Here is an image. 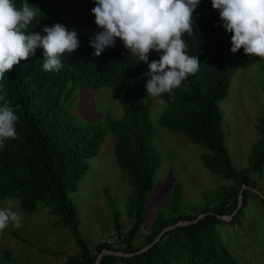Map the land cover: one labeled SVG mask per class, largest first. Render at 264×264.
I'll list each match as a JSON object with an SVG mask.
<instances>
[{
	"label": "trees",
	"instance_id": "1",
	"mask_svg": "<svg viewBox=\"0 0 264 264\" xmlns=\"http://www.w3.org/2000/svg\"><path fill=\"white\" fill-rule=\"evenodd\" d=\"M15 3L19 7L22 0ZM28 3L41 8L28 32H39L42 36L46 35L44 26H53L61 15L75 13L95 20L91 12L94 0H28ZM193 30L194 35L185 33L182 39L187 43L188 54L199 56L200 68L174 91V99L167 94L159 97L166 107L157 121L202 147L203 165L211 173L233 182L204 192L201 204L184 202L182 185L175 182L169 201L157 212L140 245L134 243V238L143 222L146 193L152 189L162 163L153 144L150 107L145 99L148 77L143 75L147 72L143 63L125 49L119 38L114 47L94 56L91 37L78 36L79 47L61 56L63 67L59 71H43V48L38 47L34 55L14 66L0 81L7 91L6 99L19 116L15 124L18 138L6 140V146L0 148V199H17L19 209L25 213L44 203L49 214L58 215L54 225L68 226L79 248L78 252L67 254L62 264H92L104 248L137 251L163 227L179 219H195L201 213L205 215L197 221L166 231L146 251L129 257L103 255L99 264H174L172 258H183L186 264H239L220 238L217 225L225 222L217 214H232L242 184L255 183L251 173L262 176L264 117L255 124L260 137L252 146L247 167L236 170L225 144L223 111L218 104L228 95L232 75L245 54L242 48L237 53L230 51L231 34L224 29L219 10L212 7L211 0H201L193 15ZM158 58L159 54L153 51L149 61ZM256 58L264 74V58ZM82 88L110 89L123 114L117 116L107 111L100 120L84 122L73 111L75 91ZM261 90L264 92V84ZM107 131L114 138L116 163L131 189L127 212L133 223L124 231L120 211L110 200L112 223L117 230L115 238L89 245L80 234L77 210L69 195L77 190L79 180L89 168V159L97 154ZM245 192L233 223L243 212ZM11 232L22 239L15 231ZM2 251L0 264H16L9 250Z\"/></svg>",
	"mask_w": 264,
	"mask_h": 264
},
{
	"label": "rangeland",
	"instance_id": "2",
	"mask_svg": "<svg viewBox=\"0 0 264 264\" xmlns=\"http://www.w3.org/2000/svg\"><path fill=\"white\" fill-rule=\"evenodd\" d=\"M32 7L41 13V8ZM58 22L69 30L75 29L78 36L93 37L100 30L95 20L75 13L61 15ZM141 62L148 71V65ZM263 84L264 74L257 64V58L245 55L232 75L228 95L218 104L223 111L225 144L232 164L238 171L247 167L252 146L260 137L255 124L260 117H264ZM75 95L73 111L84 122L100 120L107 111L117 116L123 114L120 103L108 88H82L75 91ZM145 99L150 107L153 144L162 163L152 189L146 193L143 222L134 238L136 245L143 242L157 212L164 209L169 201L175 182L182 185L184 202L200 204L203 203L204 192L233 182L211 173L203 165L200 159V153L204 150L202 147L189 141L183 134L158 123L157 118L166 107L164 101L148 97V94ZM113 144L114 138L107 131L97 154L89 159V168L79 180L77 190L69 195L77 210L80 234L89 245L108 240L109 236L115 238L117 230L112 223L110 200L120 211L122 229L127 230L133 223V218L127 212V198L131 189L116 163ZM250 177L255 183L243 189L246 190V204L239 220L234 223L232 219L224 221L217 225V231L239 264H264V198L250 189H258L264 196V165L261 177L255 173H251ZM12 200L22 216L21 227L16 229L9 226L0 233V257L2 250L6 249L11 252L16 264H62L67 254L78 252L70 228L65 225L55 226L59 217L49 214L44 203H40L35 211L25 213L19 209L18 200ZM4 201L0 199V207L4 206ZM12 230L22 239L15 237ZM171 261L174 264H186L183 258H172Z\"/></svg>",
	"mask_w": 264,
	"mask_h": 264
},
{
	"label": "clouds",
	"instance_id": "3",
	"mask_svg": "<svg viewBox=\"0 0 264 264\" xmlns=\"http://www.w3.org/2000/svg\"><path fill=\"white\" fill-rule=\"evenodd\" d=\"M91 12L100 29L90 38L99 56L107 47H114L117 39L138 61L148 65L143 75L148 77V97L167 94L174 99V91L200 68L199 56L189 55L182 36L194 35L193 15L201 0H94ZM219 10L224 29L231 34L232 53L243 49L245 55L264 58V0H211ZM37 11L22 0H0V81L21 61L28 60L38 47L43 48V71H59L61 56L79 47L78 33L62 23L45 25L39 32H28ZM158 59L149 61L151 52ZM7 91L0 83V148L5 141L17 139L15 129L19 116L6 99ZM22 216L15 203L8 198L0 207V233L9 226L21 227Z\"/></svg>",
	"mask_w": 264,
	"mask_h": 264
},
{
	"label": "water",
	"instance_id": "4",
	"mask_svg": "<svg viewBox=\"0 0 264 264\" xmlns=\"http://www.w3.org/2000/svg\"><path fill=\"white\" fill-rule=\"evenodd\" d=\"M244 187H249L248 185L246 184H242L240 190H239V193H238V204H237V207L235 208V210L232 212V214H229V215H219L217 214V217L224 220V221H229L233 218V215L236 214V212L238 211V209L241 207L242 203H243V189ZM251 190H253L254 192L260 194L263 198L264 196L261 194V192L256 189V188H250ZM205 213H201L199 214L195 219H189V220H186V219H179L177 222L173 223V224H169L165 227H163L160 232L153 238L152 241H150L149 243L145 244L144 246H142L141 248H139L137 251H134V252H123V251H120V250H112V249H102L96 256L94 262L92 264H99V262L101 261L103 255H115V256H120V257H129V256H133L134 254H139V253H142L144 251H146L147 249H149L152 245H154L161 237L162 235L168 231V230H171V229H174L178 226H182V225H186V224H190L192 222H195L197 221L199 218H201L202 216H204Z\"/></svg>",
	"mask_w": 264,
	"mask_h": 264
},
{
	"label": "built area",
	"instance_id": "5",
	"mask_svg": "<svg viewBox=\"0 0 264 264\" xmlns=\"http://www.w3.org/2000/svg\"><path fill=\"white\" fill-rule=\"evenodd\" d=\"M114 238H109L108 241H112Z\"/></svg>",
	"mask_w": 264,
	"mask_h": 264
}]
</instances>
